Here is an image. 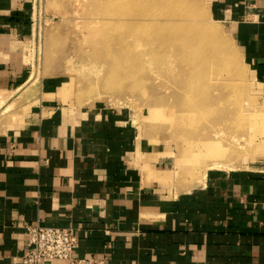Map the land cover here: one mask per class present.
Masks as SVG:
<instances>
[{
  "label": "crops",
  "instance_id": "0c3cea01",
  "mask_svg": "<svg viewBox=\"0 0 264 264\" xmlns=\"http://www.w3.org/2000/svg\"><path fill=\"white\" fill-rule=\"evenodd\" d=\"M32 9L0 0V94L31 79ZM210 13L264 83V0H210ZM57 82L43 79L23 122L0 130V264H25L36 221L74 227V254L108 264H264V159L171 191L125 110L67 103Z\"/></svg>",
  "mask_w": 264,
  "mask_h": 264
},
{
  "label": "rangeland",
  "instance_id": "374dc122",
  "mask_svg": "<svg viewBox=\"0 0 264 264\" xmlns=\"http://www.w3.org/2000/svg\"><path fill=\"white\" fill-rule=\"evenodd\" d=\"M127 1L32 0V76L19 89L0 94V130L22 123L37 102L42 80L52 79L58 81V92L67 103L76 106L105 103L125 110L137 126L140 138L157 150L154 153L161 163L159 167L171 169L168 172L173 180L166 184L171 191L182 187L187 190L210 170H239L264 159V83L257 79L233 33L225 23L211 16L210 0L181 3L184 7L196 3L198 21L215 26L220 32L213 33L210 51H219L224 62L214 61L212 67H207L212 74L203 79L205 92L200 89L207 105L204 107L210 106L211 111L205 108L191 111V106L189 109L184 103L176 106L185 99L171 96L173 90L164 89L171 83L152 76L153 72L163 73L160 70L163 68L155 69V65L149 64L139 68L137 57L122 50L121 41L145 35L142 30L134 33V26L121 20L124 15H119V10L129 6ZM131 4L139 11L146 8L145 2L132 0ZM175 7L165 5L167 11ZM161 8L164 9L163 6L158 9L163 12ZM159 17L164 20L170 17L173 21L174 17L181 18L178 13L176 16L162 13ZM165 27L168 33L175 29L172 22ZM148 28L149 25L145 27ZM223 37L231 43L230 51ZM199 49L202 56L210 53L204 46ZM127 70L134 71L133 76H123Z\"/></svg>",
  "mask_w": 264,
  "mask_h": 264
},
{
  "label": "bare ground",
  "instance_id": "6f19581e",
  "mask_svg": "<svg viewBox=\"0 0 264 264\" xmlns=\"http://www.w3.org/2000/svg\"><path fill=\"white\" fill-rule=\"evenodd\" d=\"M181 1L182 0H133L134 3L139 4L145 2L147 10H143L145 8L144 7L139 11V9H136L135 6L132 7V0H128L127 3H129V6L119 10V15H124L120 18L122 21L127 20L124 22L128 23L129 26H134V33L145 31V35L140 36L137 34V37L134 35L135 37L132 40L128 41L126 39V41H121L123 42L121 43L122 50L127 51L134 57H137L140 62L138 63L139 68L142 66H148L147 64L155 65V69L160 67L163 68L160 69L163 71V73L161 72L156 75V73L153 72L152 76L154 78L158 76V79L161 78L160 80H162V78L166 79V81H168L167 83H171V86H168L164 89L170 91L173 90L171 91V96L173 95L177 99H185V102H178L176 106H182L184 103L186 104L184 106L188 105L189 109L191 106V111L196 109L199 110L201 108L204 110V108L206 109V107H204L206 105L205 98H203L204 96L202 95L204 93H201L200 91H204L206 89L205 85L202 86V84L206 83V81H203V79H207V77H210L212 74H210L207 67H212V62L214 61H219V63L222 61L224 62V60H220L222 57L219 55V51H210L213 33L220 32L218 29L214 28L215 26L208 27L204 23L198 21L196 7L194 6L196 3L191 5L187 3V7H184L185 4L181 3ZM122 2L123 1H121V3ZM166 3H168L170 6L176 5L175 9H169L167 11L165 9ZM162 6L164 7V9L161 8L163 12L158 9ZM162 13H171L173 16H176L178 13L181 18L174 17L173 21L172 18L169 17L165 18L164 20L159 17V15ZM125 15L126 17L128 16V18H126ZM122 17H125L126 19ZM111 21L112 20H110V22ZM171 22L175 29L170 30L168 33V30L165 26H169ZM147 25H149L148 30L145 29ZM223 38L226 40L225 47H227L229 50L231 43L225 37ZM202 46L209 49L210 53L208 55L206 53L207 56L201 55L199 47L201 48ZM124 73V75H121L128 78L133 76L134 71L127 70ZM208 81H210V79ZM207 88H212V85H207ZM199 93H201L202 96ZM218 103L220 104L221 101ZM206 110L211 111L210 106H208V109Z\"/></svg>",
  "mask_w": 264,
  "mask_h": 264
},
{
  "label": "built area",
  "instance_id": "2783aa9c",
  "mask_svg": "<svg viewBox=\"0 0 264 264\" xmlns=\"http://www.w3.org/2000/svg\"><path fill=\"white\" fill-rule=\"evenodd\" d=\"M30 236L23 254L25 264H48L56 259L69 264H108L107 256H76L78 238L74 227L29 223Z\"/></svg>",
  "mask_w": 264,
  "mask_h": 264
}]
</instances>
